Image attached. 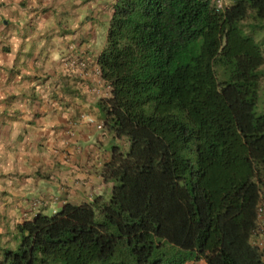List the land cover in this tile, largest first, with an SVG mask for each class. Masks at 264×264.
Wrapping results in <instances>:
<instances>
[{"label":"trees","instance_id":"obj_1","mask_svg":"<svg viewBox=\"0 0 264 264\" xmlns=\"http://www.w3.org/2000/svg\"><path fill=\"white\" fill-rule=\"evenodd\" d=\"M117 0L105 126L110 196L17 226L0 264H264V0Z\"/></svg>","mask_w":264,"mask_h":264},{"label":"crops","instance_id":"obj_2","mask_svg":"<svg viewBox=\"0 0 264 264\" xmlns=\"http://www.w3.org/2000/svg\"><path fill=\"white\" fill-rule=\"evenodd\" d=\"M116 1L0 0V259L23 221L112 192L104 167L129 147L99 128L112 96L99 56Z\"/></svg>","mask_w":264,"mask_h":264},{"label":"built area","instance_id":"obj_3","mask_svg":"<svg viewBox=\"0 0 264 264\" xmlns=\"http://www.w3.org/2000/svg\"><path fill=\"white\" fill-rule=\"evenodd\" d=\"M217 6L220 8V0H217ZM69 62L73 66H81L84 67L86 65V61L81 59L80 57L75 56V58L71 59ZM102 128V125L99 126ZM257 227L252 237V244L257 247L264 254V189L260 191V200L257 205Z\"/></svg>","mask_w":264,"mask_h":264},{"label":"rangeland","instance_id":"obj_4","mask_svg":"<svg viewBox=\"0 0 264 264\" xmlns=\"http://www.w3.org/2000/svg\"><path fill=\"white\" fill-rule=\"evenodd\" d=\"M229 2H230L229 0H220L221 7L225 6ZM261 36L264 37V31L261 32ZM261 68L263 70V76L261 79V98L264 99V64L262 65ZM101 125L103 127V124H101ZM186 264H206V262L204 259H200V260L194 259V260L188 261Z\"/></svg>","mask_w":264,"mask_h":264},{"label":"clouds","instance_id":"obj_5","mask_svg":"<svg viewBox=\"0 0 264 264\" xmlns=\"http://www.w3.org/2000/svg\"><path fill=\"white\" fill-rule=\"evenodd\" d=\"M215 1L217 2V0H215ZM220 8H222V7H220ZM100 74H101V69H100ZM101 77H102V75H101ZM103 127H104V123H103ZM103 127H102V128H103Z\"/></svg>","mask_w":264,"mask_h":264}]
</instances>
